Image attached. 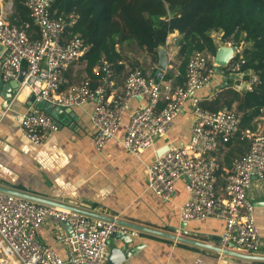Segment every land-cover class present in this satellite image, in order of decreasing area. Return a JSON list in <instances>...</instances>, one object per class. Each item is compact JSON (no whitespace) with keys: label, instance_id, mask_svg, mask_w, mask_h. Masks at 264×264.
I'll list each match as a JSON object with an SVG mask.
<instances>
[{"label":"built area","instance_id":"2783aa9c","mask_svg":"<svg viewBox=\"0 0 264 264\" xmlns=\"http://www.w3.org/2000/svg\"><path fill=\"white\" fill-rule=\"evenodd\" d=\"M51 3L52 0L26 2L39 28L37 38L24 27L11 23L6 13L0 11V45L6 51L1 64L3 79H17L25 67L19 91L26 90L37 101L72 107L93 100L91 120L96 128L93 144L98 151L115 137L130 100L145 96L147 102L130 114L122 140L124 147L135 155L151 148L157 137L168 132L190 97L194 114L191 139L185 144H169L168 150L154 158L146 169L148 187L158 197L170 200L178 179L186 177L188 198L180 207L181 220L222 218L225 221L222 246L233 244L257 254L260 233L255 205L248 193L254 178L264 181V132L255 133L248 152L227 169L221 181L223 194L218 193L219 163L214 152L236 133L241 116L235 109L213 111L200 105L202 98L196 92L214 74L215 56L205 51L194 52L182 85L166 79V70L146 75L142 68L136 67L125 76L123 91L110 95L114 69L107 59H102L95 68L101 73L96 84L84 76L80 82L63 89L68 82L65 72L89 45L77 34L66 38L63 31L76 17L53 16ZM9 4L11 12L12 0ZM211 59L213 67L208 66ZM227 68L238 72L239 63L230 62ZM256 79L252 76L251 83ZM18 121L21 133L35 144H42L59 129L52 115L37 108L21 114ZM246 133L251 135L248 130ZM50 218L71 228L58 231L59 241L67 245L65 258L38 238V230ZM114 234L138 236L139 230L115 219L93 217L0 191V264H109L105 249Z\"/></svg>","mask_w":264,"mask_h":264},{"label":"crops","instance_id":"0c3cea01","mask_svg":"<svg viewBox=\"0 0 264 264\" xmlns=\"http://www.w3.org/2000/svg\"><path fill=\"white\" fill-rule=\"evenodd\" d=\"M5 4V0H0V11L4 13ZM178 36L179 32L175 30L168 36L165 46L169 58L167 70L171 69L174 74L170 78L174 82L178 70L172 60L175 52L177 58ZM5 54V48L0 45V186L222 248L220 252L138 229L139 235L134 236L133 245H144L129 257L117 249L120 240L114 241L113 235L109 238L105 249L109 264H264V260L242 256L251 253L236 245L222 246L221 238L225 231L222 218L207 217L188 222L181 220L180 207L188 198L186 177L178 179L170 200L158 197L148 187L146 169L156 157L157 151L166 144H185L191 139L194 114L190 97L168 132L157 137L154 145L139 155L130 153L122 143L130 114L147 102L145 96L133 97L115 137L98 151L93 144L96 132L91 120L93 100L80 106H51L46 102L30 101L29 93L20 90L7 103L3 97V87L8 81L1 74ZM124 62L125 70L114 79L110 95L119 94L124 89L125 76L130 70L127 57ZM133 64L142 68L146 75L156 72V64L150 55L132 41ZM85 67L82 59L74 62L66 71L68 83L62 88L80 82L87 74ZM228 77L232 80V87L239 91L246 90L252 84L250 72L226 74L221 67H215L209 84L204 85L196 95H208L210 98L216 96V90L228 83ZM30 108L49 113L59 125V129L50 133L42 144L32 143L20 131L18 118ZM258 132H264V118L261 119ZM237 145L240 143L232 140L230 146L220 145L214 152L219 165L223 164L224 169L229 168L227 164L240 154L248 152V148L239 152ZM229 151L230 159L227 160L225 156ZM218 193L223 194L221 181ZM248 196L255 205L256 224L260 233V248L254 255L264 256V181L254 178ZM60 229L71 231L67 224L50 218L38 230V238L65 258L67 245L58 239ZM225 250L228 251L223 252Z\"/></svg>","mask_w":264,"mask_h":264},{"label":"trees","instance_id":"16d2710c","mask_svg":"<svg viewBox=\"0 0 264 264\" xmlns=\"http://www.w3.org/2000/svg\"><path fill=\"white\" fill-rule=\"evenodd\" d=\"M12 2L13 10L7 14L10 22L24 27L32 37H39V28L33 22L27 0ZM50 11L53 16L76 17L63 34L66 38L80 35L89 45L79 59L85 62L88 74L85 76L90 77L93 84L101 77L94 69L102 59L110 62L114 79L123 74L126 59L123 46L128 42H135L156 64L158 47L167 46L168 36L178 30L179 62L175 84L180 85L186 80L187 64L194 52L205 51L215 56L221 43L237 46L231 64L239 63L238 72H250L256 81L239 91L232 87L228 77V83L216 90L217 95L202 96L200 105L213 111L235 109L241 116L240 124L225 145L230 146L232 140H236L240 143L239 152L249 149L264 118V0H52ZM208 66L213 67L212 59ZM132 67L138 66L133 64ZM221 69L226 74L230 72L227 66ZM165 77H174L171 69L166 71ZM247 130L251 135H247ZM225 158L230 159V151ZM233 162L227 166L230 168ZM223 167L220 163V181L229 169Z\"/></svg>","mask_w":264,"mask_h":264},{"label":"water","instance_id":"95a60500","mask_svg":"<svg viewBox=\"0 0 264 264\" xmlns=\"http://www.w3.org/2000/svg\"><path fill=\"white\" fill-rule=\"evenodd\" d=\"M4 48V47H3ZM237 46L235 45H229V44H222L217 48V52L214 58V63L217 65L216 68L218 69V67H226L229 65V63L231 62V60H233V58L236 56V52H237ZM169 65V58H168V54L166 51L165 46L160 45L158 47V61L156 63V67L159 70H167ZM26 71L25 67H22L20 74L18 76L17 79H12L9 80L7 82L6 85H4L3 89H4V93H3V97L4 99L8 101L12 98L13 94H15L16 92L19 91L20 88V84H19V80H22L23 75ZM210 81H208L206 84H209ZM30 101H35V96H31L30 97ZM6 103V104H7ZM175 145H180L177 143H174ZM169 149V144H166L164 146H162L160 148V150L157 151L156 156L161 155L164 151ZM0 191L3 192H7V193H11V194H15L27 199H31V200H35L41 203H46V204H50V205H55V206H62L65 208H69L71 210H75L78 212H81L83 214L86 215H90V216H94V217H98V218H103L106 220H114L115 218L111 217V216H107L104 214H100V213H96V212H92V211H88L82 208H78V207H74L68 204H64L62 202H58L55 200H51L48 198H44L41 196H37L34 194H30L28 192H24V191H20V190H16L13 188H7V187H3L0 186ZM117 222L119 223H123L126 225H129L131 227H135L139 230H146L148 232H152L154 234L157 235H161L167 238H171V239H176L179 241H185L191 244H195L204 248H209V249H213L216 251H220L222 250V248H220L219 246H213L211 244L205 243V242H200V241H196V240H191L188 238H184L182 236H177L175 234H171L169 232L166 231H162V230H156V229H152V228H147L144 226H138L135 224H130L127 222H123L121 220L115 219ZM185 226V225H183ZM115 237V240H120V244L116 245L117 249L120 250V252L123 253V255L129 257L131 254L135 253L138 249L142 248L144 244H137V245H133L134 244V236L130 235V234H114L113 235ZM228 250H225L223 252H227ZM232 253V252H229ZM242 256L246 257V258H250V259H258V260H264V256H260V255H254V254H241ZM111 261V260H110Z\"/></svg>","mask_w":264,"mask_h":264},{"label":"rangeland","instance_id":"374dc122","mask_svg":"<svg viewBox=\"0 0 264 264\" xmlns=\"http://www.w3.org/2000/svg\"><path fill=\"white\" fill-rule=\"evenodd\" d=\"M5 1H6L5 11L7 14H10V4H9L10 0H5ZM123 50H124V55L129 59V63H130L129 65L131 68L132 67V42L126 43L123 46ZM173 54H174V57H173L172 63L174 64V66H176V64H178V59L176 58V52ZM259 124H261V122H259Z\"/></svg>","mask_w":264,"mask_h":264},{"label":"bare ground","instance_id":"6f19581e","mask_svg":"<svg viewBox=\"0 0 264 264\" xmlns=\"http://www.w3.org/2000/svg\"><path fill=\"white\" fill-rule=\"evenodd\" d=\"M23 94V93H22Z\"/></svg>","mask_w":264,"mask_h":264}]
</instances>
